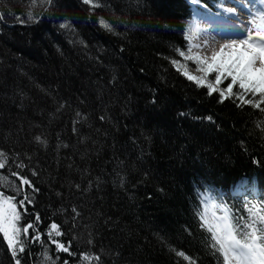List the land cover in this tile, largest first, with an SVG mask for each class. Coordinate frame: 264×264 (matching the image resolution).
<instances>
[{"label":"trees","instance_id":"1","mask_svg":"<svg viewBox=\"0 0 264 264\" xmlns=\"http://www.w3.org/2000/svg\"><path fill=\"white\" fill-rule=\"evenodd\" d=\"M221 4L0 0V192L24 247L0 233V264H223L202 202L264 214V103L175 70L187 26Z\"/></svg>","mask_w":264,"mask_h":264},{"label":"snow or ice","instance_id":"2","mask_svg":"<svg viewBox=\"0 0 264 264\" xmlns=\"http://www.w3.org/2000/svg\"><path fill=\"white\" fill-rule=\"evenodd\" d=\"M259 20V25L253 20L239 29L242 33L241 39L238 42L233 40L230 44L222 45L219 52L212 54L211 62L207 58L190 54L185 56L184 52L180 53L181 56H185V59L194 61L198 71L215 73L216 83H221L222 77L230 78L226 88L227 93L232 95L233 86L238 84L240 91L237 99L244 104H253L257 108L264 103V15L259 16ZM104 26L109 27L107 24ZM253 26L256 28L255 34L252 31ZM225 49H231V51L226 52ZM184 74L198 84L202 83L200 78L189 75L187 71ZM207 86L211 91H216L211 84ZM246 93H251L253 98L259 95V102L246 98ZM221 96H224V92H221ZM2 155L3 153H0V156ZM4 166V163L0 162V168ZM13 175L18 174L13 173ZM20 179L21 187L30 184L26 178ZM26 200L31 203L25 196L19 201V206L23 207ZM219 211L222 214L216 215L214 212L212 222L207 219L206 213H201L200 219L201 226L210 233L211 247L222 255L223 264H264V214L258 215L261 208L253 205L248 208L247 219L238 217L235 221L227 207L220 206ZM19 220L20 212L15 197L5 196L3 192H0V233L3 234L14 256L17 251H24L23 244L19 240L21 233V228L18 226ZM37 220H39L38 216ZM51 227L56 229L58 226L52 224ZM29 228H33V225H25L22 231L27 233ZM36 238L39 239V236L37 235ZM58 246L63 251H68L64 245ZM15 264H20V261L17 259Z\"/></svg>","mask_w":264,"mask_h":264},{"label":"rangeland","instance_id":"3","mask_svg":"<svg viewBox=\"0 0 264 264\" xmlns=\"http://www.w3.org/2000/svg\"><path fill=\"white\" fill-rule=\"evenodd\" d=\"M221 3H222L221 4V7H222L221 14L222 15L218 18H213L215 26L204 23L205 28H201V29L199 28L198 30H192V28H190L188 32H185V36L189 44L187 51L184 52L185 56L189 54L192 56H200L203 58H207L208 61L211 62L212 54L214 52H219L220 50V47L216 46L217 42H220L222 44H230L233 40H236L238 42L242 36V33L239 31L238 24L244 22L243 27H245L249 24L250 21L255 20L256 24L259 25L260 24L259 16L264 15V0H221ZM232 9H235V11H230ZM241 20H244V21H241ZM197 22L202 23V21L198 19H197ZM238 31L240 33L238 34V36H235V38H230L227 36L225 37L220 36L221 39H219V41H213L216 43H211L209 46L201 48L200 45L199 46L193 45L199 38H201L203 33L204 34L205 33H209V34L220 33V35H226L227 33H229L232 35ZM252 31H253V34H255V31H256L255 26H253ZM197 36H199V38ZM202 51H208L206 55H209V57H204L203 54H200L202 53ZM225 51L230 52L231 49H225ZM185 56L180 55V58H182V60L179 61L177 65L175 66L176 71H178L188 80H192L188 78V75L184 74V72L187 71L189 75L200 78L202 83L206 84V86L211 84L213 88L219 89V87L217 86V83L212 82L211 80V77L215 76V73H207L205 71H198L195 62L192 60L185 59ZM4 58L2 55H0V84H2V87H4V84H5L4 82H8L9 87L4 90H10L12 88V83L10 82V78L8 76L10 75L9 71L7 70L8 61L6 57ZM221 79L227 80L224 77H222ZM192 81H195V80H192ZM18 91H20V89H18ZM212 206H213V203L211 200H207V199L203 200L201 213H206L207 219L210 222L213 221L214 212L216 213V215H219Z\"/></svg>","mask_w":264,"mask_h":264},{"label":"bare ground","instance_id":"4","mask_svg":"<svg viewBox=\"0 0 264 264\" xmlns=\"http://www.w3.org/2000/svg\"><path fill=\"white\" fill-rule=\"evenodd\" d=\"M245 17V16H244ZM241 21H244V20H241ZM243 23L244 22H242V23H240V24H238V28L239 29H241V28H243ZM209 32H210V30H209ZM240 32L238 31V32H236V33H234V34H229V33H227L226 35H220V33H212V34H209V33H203L202 34V36H201V38H199L196 42H195V44H198V45H200L201 46V48L202 47H206V46H209L211 43H216V42H213V41H219V39H221L220 38V36H222V37H225V36H227V37H230V38H235V36H238V34H239ZM219 37V38H218ZM203 44V45H202ZM222 45H225V44H222V43H220V42H217L216 43V46H218V47H220L221 48V46ZM208 53V51H202V53H200V54H203L204 55V57H209V55H206Z\"/></svg>","mask_w":264,"mask_h":264}]
</instances>
